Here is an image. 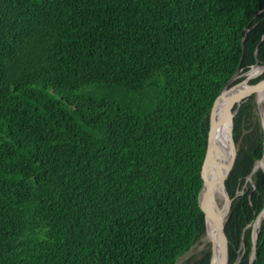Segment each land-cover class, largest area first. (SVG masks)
Returning a JSON list of instances; mask_svg holds the SVG:
<instances>
[{
  "label": "trees",
  "instance_id": "obj_1",
  "mask_svg": "<svg viewBox=\"0 0 264 264\" xmlns=\"http://www.w3.org/2000/svg\"><path fill=\"white\" fill-rule=\"evenodd\" d=\"M256 60L264 0H0V264H175L204 234L207 112ZM255 106L233 118L227 264L264 206Z\"/></svg>",
  "mask_w": 264,
  "mask_h": 264
},
{
  "label": "water",
  "instance_id": "obj_2",
  "mask_svg": "<svg viewBox=\"0 0 264 264\" xmlns=\"http://www.w3.org/2000/svg\"><path fill=\"white\" fill-rule=\"evenodd\" d=\"M248 28L245 29L247 31ZM243 43V40H242ZM240 68L235 73L233 77H231L227 83L220 89L219 93L213 99L212 104L207 112V120H208V131L206 138L204 140V149L206 152V170L208 178L204 181L202 187L198 193V204L200 207L203 205L204 211V236L209 237L210 240H213L214 237L218 239V245L223 246L228 242L226 233L219 234L217 231L213 229V221L221 209H225L226 212L230 213L231 205H232V198L229 197V194L226 189L225 180L232 170L236 156H237V145L233 138V118L238 112L241 104L247 100L250 96L255 98V93L259 89H264V64H260L258 62L254 63L250 67L249 70L252 72L247 74V71L240 73ZM243 79L234 82L238 77L243 76ZM263 75L262 77H260ZM260 77L257 81L251 82L253 78ZM259 106L260 111V123L263 121L262 128L264 133V97L263 102ZM230 108L232 106V114H229V118L232 119L230 124L228 123L227 129L224 131L223 137L226 142V145L229 148H225L224 155L227 156L228 160L227 163H222V152H220L219 148H216L214 145L215 140V127L217 124L215 120L217 118L218 112L222 110L224 107ZM264 149L262 152V156L257 159L253 165L252 170L250 171L248 177L253 174V172L257 168H261L264 172ZM259 162V164H257ZM206 174V172H205ZM216 184H221L222 189L224 191L225 198L220 202V206L217 204L215 200L213 189ZM220 186V185H218ZM264 218V206L263 208L256 214L255 219L252 223L251 227V241H252V248L250 252V257L248 264H253L254 258L256 256V243L258 238V227ZM203 236V234H202ZM201 236V238H202ZM200 238V239H201ZM225 242V243H224ZM218 258L220 260V264H227L228 263V249L225 248L221 255L216 256L213 255L212 259ZM184 260V257H180L176 260L175 264H181ZM211 262V261H210ZM209 263V262H208Z\"/></svg>",
  "mask_w": 264,
  "mask_h": 264
},
{
  "label": "bare ground",
  "instance_id": "obj_3",
  "mask_svg": "<svg viewBox=\"0 0 264 264\" xmlns=\"http://www.w3.org/2000/svg\"><path fill=\"white\" fill-rule=\"evenodd\" d=\"M246 32L247 31H245V33ZM244 38H245V34H244L242 40H244ZM256 62H258V61L256 60ZM251 72L252 71L250 70L249 73H251ZM249 73H248V75H249ZM263 97H264V89H259L255 93V100H256L257 104L259 103V105H261V102H263ZM229 114H232V106L230 108H227L225 106L224 108H222V110L220 112H218L217 118L215 120V123L217 124V126L215 127L214 145H215L216 148L220 149V152H222L221 155H222V163L223 164L227 163V160H228L227 156L223 154V153H225V148H229V146L226 145V142L224 140L223 134H224V131L227 129L226 125L228 123L230 124V122L232 120V119L229 118ZM263 163H264V158H263ZM257 164H259V162ZM206 168H207V166H206V159H205V166H204V172H203L204 181H206L207 178H208ZM205 172H206V174H205ZM202 184H203V179H202ZM218 185H220V186H218ZM213 193H214L215 200L217 201V204L220 206V202H222V200H224V198H225L224 191L222 189L221 184H216L214 186ZM218 200H220V201H218ZM200 208L203 211V205ZM228 213L226 212V210L224 208L221 209L218 212V214L216 215V217H215V219L213 221V229L215 231H217L221 235L223 233L225 234V221H226V218L228 216ZM251 227H252V224H251ZM203 238H209V237H206V236L203 235ZM205 240H206V242L203 243L202 245L206 244L207 242L211 243V247H210L211 253H210L209 264H220V260L218 258H216V257H215V259H212V256L213 255L219 256V255H221V252H223L225 248L228 249V242H226V244H223V246H220V245H218V241H217L218 239H216V237H214L213 240H208V239H205ZM249 257H250V255H249Z\"/></svg>",
  "mask_w": 264,
  "mask_h": 264
},
{
  "label": "rangeland",
  "instance_id": "obj_4",
  "mask_svg": "<svg viewBox=\"0 0 264 264\" xmlns=\"http://www.w3.org/2000/svg\"><path fill=\"white\" fill-rule=\"evenodd\" d=\"M251 67V66H250ZM250 69V68H249ZM247 70V74L249 73V71L250 70ZM245 75H243V76H240V77H238L235 81H237V80H240L241 78H243ZM254 79V78H253ZM253 99L255 100V98L253 97ZM255 103H256V106H255V113H256V115L259 117V119H260V111H261V109H260V111H259V106L257 105V102H256V100H255ZM261 104H262V102H261ZM261 121V120H260ZM262 124H263V121L261 122ZM262 124H261V127H262ZM262 130H263V128H262ZM246 182H248V185H251V186H253V181H252V175L250 176V177H246V180H245ZM245 186H247V184L245 185ZM241 192H242V190H241ZM237 194V193H236ZM218 201H220V200H218ZM204 235V234H203ZM201 238V237H200ZM198 239L193 245H191V247L181 256V257H184V260L185 259H187V258H195V257H198L199 255H200V253L203 251V250H205V249H207V248H210L211 247V243L210 242H207L206 244H204V245H202L203 243H205L206 242V240L205 239H208V240H210L209 238H203V236H202V238L201 239ZM204 240V241H203ZM241 256V255H240Z\"/></svg>",
  "mask_w": 264,
  "mask_h": 264
}]
</instances>
